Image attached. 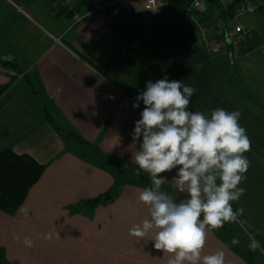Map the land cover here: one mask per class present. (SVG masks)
<instances>
[{"label": "crops", "instance_id": "1", "mask_svg": "<svg viewBox=\"0 0 264 264\" xmlns=\"http://www.w3.org/2000/svg\"><path fill=\"white\" fill-rule=\"evenodd\" d=\"M115 2L114 17L100 23L94 17L77 22L76 16L89 11L84 0H0V64L10 63L23 75L0 97V152L11 148L47 166L15 216L0 211V249L6 261L166 264L168 254L152 241L128 234L134 224L150 218L138 201L145 187L120 185L111 204L82 205L111 190L115 179L71 133L137 165L132 155L139 144L131 134L144 105H132L147 81L167 76L196 89L189 110L241 113L239 124L251 141V150L244 153L250 166L239 185L246 192L232 207L244 209L243 252L215 229L208 233L204 254L223 250L225 264H264V27L244 26L257 37L248 53L229 56L196 46L172 55L152 29L167 0H159L157 13L146 11L145 0ZM209 11L218 14L214 7ZM202 26L213 27L212 19ZM11 81L0 73V87ZM161 175L175 200L186 197L172 179L175 170ZM49 233L51 240L40 238ZM26 236L34 240L33 247L23 243ZM250 236L261 246L255 252L249 248Z\"/></svg>", "mask_w": 264, "mask_h": 264}, {"label": "clouds", "instance_id": "2", "mask_svg": "<svg viewBox=\"0 0 264 264\" xmlns=\"http://www.w3.org/2000/svg\"><path fill=\"white\" fill-rule=\"evenodd\" d=\"M195 92L165 76L147 81L135 98L132 107L139 108L141 101L144 107L131 134L139 144L132 158L150 176L151 186L138 193L150 218L134 224L128 234L152 241L156 250L168 254L166 264H225L223 250L204 254V248L209 231L244 215V209L234 210L232 202L246 192L239 185L250 166L244 153L251 150V141L239 124L238 110L215 108L210 115L189 110ZM173 170L177 189L187 194L179 202L161 190L167 180L161 174ZM23 212L27 215L28 210ZM40 238L51 240L52 234ZM250 240L251 251L261 247L254 237ZM23 243L34 246L27 236ZM231 243L238 245V238Z\"/></svg>", "mask_w": 264, "mask_h": 264}, {"label": "trees", "instance_id": "3", "mask_svg": "<svg viewBox=\"0 0 264 264\" xmlns=\"http://www.w3.org/2000/svg\"><path fill=\"white\" fill-rule=\"evenodd\" d=\"M242 0H235L225 12L215 0L209 4L210 8L216 5L215 12H220V16L227 17L237 4ZM193 0H167V7L155 16L153 22V32L164 41L172 55H178L182 52L194 49L199 39V31L196 23L188 15ZM215 14L210 11L201 18V22L213 19ZM257 45V37L249 40L240 50V53H248ZM4 67L15 68L7 62ZM18 76L11 78L10 84L0 87V97H2L19 79ZM81 143H84L93 151V162L99 165L105 171L110 172L115 179V184L111 190L95 199L88 200L82 205L95 209L98 206H106L114 202L116 188L120 185L132 186H151L150 176L147 172L139 169L137 165L127 163L120 158L104 154L97 147H92L84 141L80 135L71 133ZM70 134V135H71ZM47 166L40 164L33 157L27 154L19 155L8 148L0 152V211L10 216H15L18 210L27 200L30 191L43 177ZM161 189L172 195V191L164 183ZM179 202V200H176ZM81 205V206H82ZM237 248V247H236ZM236 253L240 250L236 249ZM241 254V253H240ZM242 255V254H241ZM0 264H8L6 261L5 250L0 249Z\"/></svg>", "mask_w": 264, "mask_h": 264}, {"label": "built area", "instance_id": "4", "mask_svg": "<svg viewBox=\"0 0 264 264\" xmlns=\"http://www.w3.org/2000/svg\"><path fill=\"white\" fill-rule=\"evenodd\" d=\"M223 11L229 12V7L235 0H216ZM89 7L87 15L77 17L81 22L88 17H94L97 22H107L114 17L115 0H84ZM146 11L157 13L161 8L159 0H145ZM264 8V0H242L227 17L215 14L213 27L202 26L201 18L209 12V3L206 0H193L188 15L196 23L199 31L197 46H204L211 52L226 53L229 56L238 54L242 47L253 38L255 30L245 28L240 20L246 16L254 15ZM231 19V24L228 22ZM0 73L10 78L18 76L12 68L0 64ZM23 75H19L22 78Z\"/></svg>", "mask_w": 264, "mask_h": 264}, {"label": "rangeland", "instance_id": "5", "mask_svg": "<svg viewBox=\"0 0 264 264\" xmlns=\"http://www.w3.org/2000/svg\"><path fill=\"white\" fill-rule=\"evenodd\" d=\"M213 7H216V5H213ZM228 22L231 24V19H228ZM240 23L245 27H255L261 31L262 28L264 27V13H256L254 15L246 16L240 20ZM73 149L76 152L80 153L81 155H86V153H84L83 150L80 148H74L73 147ZM233 209L235 210V208H233ZM241 227H242V222H241V217H239L238 220L234 223L226 222L222 228L216 229V232H218L220 235L225 237L226 240L230 239V241H232V239L234 237L238 238L239 244L235 245V247L239 248L241 250V252H243V250H242V247H243L242 246V235H240L241 234V231H240ZM247 251L248 250L246 249V252H244V253L247 254L248 253Z\"/></svg>", "mask_w": 264, "mask_h": 264}, {"label": "water", "instance_id": "6", "mask_svg": "<svg viewBox=\"0 0 264 264\" xmlns=\"http://www.w3.org/2000/svg\"><path fill=\"white\" fill-rule=\"evenodd\" d=\"M209 4H213L215 0H206Z\"/></svg>", "mask_w": 264, "mask_h": 264}]
</instances>
